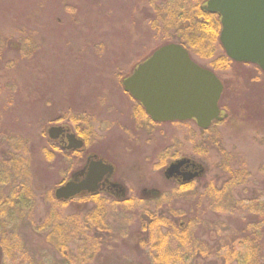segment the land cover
Segmentation results:
<instances>
[{
    "label": "rangeland",
    "instance_id": "rangeland-1",
    "mask_svg": "<svg viewBox=\"0 0 264 264\" xmlns=\"http://www.w3.org/2000/svg\"><path fill=\"white\" fill-rule=\"evenodd\" d=\"M192 8L191 0H0V50L3 43L8 47L3 59L0 58V150L17 147L25 158L29 152V166L27 164L21 170L24 178L13 180L14 177L8 175H13V171L0 169L3 195L12 197L11 186L18 185L24 186L19 188L24 192L29 187L31 197L47 198L49 190L61 179L66 167L49 163L42 155L48 144L44 136L47 124L85 128L89 138L95 137L92 147L104 155L118 156L120 167H124L129 159L141 158L143 148L148 152L156 148L152 144L137 147L128 144L132 121L144 123L139 115L133 117L134 103L123 94L121 80L136 63L163 45L164 36L170 38L167 43H177L180 25L185 23ZM186 32L193 34L192 30ZM4 36H9L6 42ZM24 37L30 40L32 53L29 58L20 59L15 48ZM159 41L161 45H157ZM191 57L212 70L211 60ZM7 60L14 62L7 65ZM242 67L231 64L229 68L212 70L218 75L222 72L233 74L232 79L221 76L227 81L223 103L228 120L214 122L207 129L198 128L192 121L185 126H176V132H190L208 149V153L205 151L201 155L195 152V146L194 154L190 153L205 168L204 176L195 183L193 192L203 193L206 181L213 177H216L215 186L218 187L222 176L220 164L224 160L221 150L227 154L224 158L229 159L227 166L236 171L245 168L244 172L240 171L241 177L245 173L244 176L252 179L245 186H248L247 190L238 188L239 194L252 197L254 186L264 192V79L253 88L246 79L235 77V72ZM252 88V95L240 93ZM227 97L230 102L233 100L228 108ZM147 128L136 132L150 131ZM151 130V134L173 132L175 135L171 126ZM219 158L221 163H218ZM132 172H128L130 179ZM148 174L157 179L162 189L169 187V183L153 173L150 167L144 175ZM177 201L178 204L170 207L180 212L182 218L177 219L170 214L171 210H167L161 214L165 219L160 226L167 229L175 220L177 223L183 221L187 232L181 234L185 240H181L179 246L173 244L167 251L161 245L155 252L157 262L146 264H217L218 258L191 257V239L209 236L219 244L218 238L224 228L223 215L208 199L203 204L178 196ZM35 205L38 206L37 201ZM8 208L3 206L4 213ZM110 213L115 240L118 234L122 235L119 245L115 241L116 246L101 247L90 264H138L137 261L144 264L143 251L138 252L131 246L138 228V222L133 227L135 221L131 215L134 213L122 206ZM240 216L236 210H228L230 228H234L235 220ZM11 223L12 226L2 227L17 230V238L26 249L24 253L31 251L34 254L35 251L40 254L42 250L29 248L23 221L15 217ZM171 238L173 236L168 237ZM53 256L50 253L49 258L54 260ZM146 260L150 262L148 256Z\"/></svg>",
    "mask_w": 264,
    "mask_h": 264
},
{
    "label": "flooded vegetation",
    "instance_id": "flooded-vegetation-1",
    "mask_svg": "<svg viewBox=\"0 0 264 264\" xmlns=\"http://www.w3.org/2000/svg\"><path fill=\"white\" fill-rule=\"evenodd\" d=\"M205 2L206 0L201 3L200 8ZM150 55L151 53L136 63L127 76L139 64L147 60ZM189 57L195 62L191 55ZM233 64L243 66V69H238L235 72V77L246 79L253 88L264 79V71L256 64L243 61H235ZM214 73L223 86L218 100L221 119L211 121L210 125L216 121L228 120L229 116L225 112V103H223L226 90L225 83L227 81L223 77L233 78V74H230L231 72H222L220 75L216 72ZM127 76L121 80V86L122 81ZM253 88L240 91V93L252 95ZM122 90L123 94L128 97L127 99L134 103L132 106L133 117L136 114L139 115L144 123V125H140L134 120L132 121L133 129L128 134V144L130 143L132 146L152 144L156 148L150 149L149 152L143 148L141 158L129 159L124 167H120L118 156L104 155L92 147L95 137L89 138V133L85 128L77 126H71V128L68 125L57 123L47 124L46 135L44 134V136L48 144L47 148L42 150V155L49 163L65 166V172L59 174V176L62 174L61 179L49 190L47 198L29 196V187L26 192L19 190V188L23 189L24 186L12 185V197L4 196L3 190H0V264H90L95 257V253L101 247L116 246L115 241L119 245L122 235L118 234L115 240L110 213L118 206L131 209V212L134 213L131 215V219L135 221L133 227H136L135 225L138 222V228L135 229L136 239L131 246L138 252L143 251L144 264L156 263L155 252L161 245L164 248L171 247L173 244L179 246L180 241L185 240L181 234L187 232L183 221L177 223L175 220V223L168 225L169 228L163 229L160 226L163 221L158 226L149 218L154 215L163 216L161 214H164L167 210H171L170 214L177 219L182 218L180 212L177 213L176 210L174 211L170 207L176 202L178 204V196L181 198L186 197V199H196V202L203 204H206L207 199L210 201L208 191L211 186V179L206 181L203 193L193 192L195 183L203 178L205 168L190 154H194L195 146L197 147L195 152L201 155L205 151L208 153V149L205 144H200V139H195L190 132L186 131L184 134L176 132L178 131L176 126H185L190 121L196 124L195 119L153 120L146 113L143 105L134 100L123 89V86ZM256 92H258L257 88ZM238 97L239 95L236 98ZM232 103L233 100L230 102L227 97L226 107L232 106ZM136 104L139 105V109L136 108ZM75 119L78 121L79 116ZM164 125L171 126L175 135H173V132L151 134V131H153L151 128L157 130ZM51 126H61L63 133L56 138L49 137L48 129ZM146 127L150 131L136 132V130H144ZM197 127L200 129L208 128H202L198 125ZM186 130H189V127ZM70 134L81 141L79 148H67L68 144H70L68 139ZM70 137L72 142H75L74 138ZM24 156L23 151L17 149V147H11L5 151L1 149V171L4 172L6 169L13 171V175L11 173L8 174L14 177L13 180L24 178L21 170L28 164L29 152L26 158ZM222 159H224L222 163L220 158L218 160V163H221L220 170L222 172L221 180H218V187L222 190L220 213L224 218V228H222L218 238L219 244H215V240L209 236L205 239L198 237L189 238L187 239L188 242L190 239L192 240L193 254H191V257H201L208 260L211 257L217 258V256L211 255V251H218L217 264H264V192L260 191L258 186H254V195L252 197H245L239 194L238 188L245 187L252 179L247 176L242 178L239 175V179L233 183L232 178H229L225 170L226 164L230 165L229 159L223 157ZM98 161L111 165L112 171L104 175L97 174L95 176L96 184L98 185L96 189H81L67 198L55 197V190L66 182L75 181L79 183L84 181L89 166ZM171 164H177V166L168 173L167 169ZM147 167H150L153 173L159 174L161 179L169 183V187L162 189L156 178L150 174L148 176L144 175ZM240 167H236V169ZM130 171L133 173L132 179L128 175ZM229 188H233L232 191ZM244 189L247 190L248 186ZM21 194L25 196H21ZM35 201L38 202V206L35 205ZM4 205L9 207L7 213L3 211ZM167 207L170 208L166 209ZM231 208L241 214L235 220L234 228L229 227V219L227 218V212ZM12 211L15 212L12 213ZM15 217L23 221L27 227L29 248L42 250L40 254L35 253L34 250L35 255L31 251L25 254L23 250L26 249L21 245L22 241L17 238V230H12L11 228L10 231L6 229L7 225L12 226L11 220L15 219ZM146 224L149 227L141 229ZM174 224L177 227L174 228ZM3 225L6 228H3ZM164 232L174 234L168 236ZM171 236L173 238L168 239ZM50 253L54 255V260L49 258ZM147 256L150 258V262L146 260ZM135 263L143 264V262L138 261Z\"/></svg>",
    "mask_w": 264,
    "mask_h": 264
},
{
    "label": "water",
    "instance_id": "water-1",
    "mask_svg": "<svg viewBox=\"0 0 264 264\" xmlns=\"http://www.w3.org/2000/svg\"><path fill=\"white\" fill-rule=\"evenodd\" d=\"M202 9L219 15V41L225 54L234 61L256 64L264 71V0H207ZM122 86L153 120L193 118L199 127L206 128L212 120L221 119L218 107L221 81L214 72L191 60L187 50L178 43L163 44L153 50L122 81ZM61 133V126L48 129L51 138ZM68 139L67 148L81 146L74 135H68ZM176 166L171 164L168 173ZM111 171V165L94 162L84 181H68L54 195L67 198L81 189L94 190L98 187L95 176Z\"/></svg>",
    "mask_w": 264,
    "mask_h": 264
},
{
    "label": "trees",
    "instance_id": "trees-1",
    "mask_svg": "<svg viewBox=\"0 0 264 264\" xmlns=\"http://www.w3.org/2000/svg\"><path fill=\"white\" fill-rule=\"evenodd\" d=\"M192 2V13L189 16H186V18L184 19L185 23H183L182 25H180V32L178 34V39H177V43H179L180 45H182L191 55L196 56L199 59H209L211 60L210 62V68H212V70H218V69H223L225 68H229L231 64H233L235 61L230 59L224 52L223 48L221 47L218 35H219V30H220V18L218 16L217 13H210L207 12L203 9L200 8L201 3L204 2V0H191ZM187 30L191 31V32H186ZM3 40H5L6 42V38L8 39L9 36H4L2 37ZM29 39L28 38H22L20 39V41H18L19 43H16V48L15 51L18 53V56L20 59H26L29 58L32 50H31V46L29 43ZM22 42V43H21ZM161 44H164L165 42H170V38L169 37H163L161 40ZM4 45L2 46V51L0 50V58L3 59V54L5 52V50L8 48L7 46H5L6 43H3ZM160 44L157 43V45ZM160 44V45H161ZM221 50V52H217V50ZM14 62V60H7L5 61V63L7 65H10ZM122 77V76H121ZM136 108L139 109V105L136 104ZM216 123H219L216 121ZM78 130V129H77ZM221 153L223 155V158L227 156L226 152H224L223 150H221ZM225 170L229 175V178H232L233 183H235V180L239 179V175H241V172L245 171V168H243L240 171H236L235 169L231 168L229 165L225 166ZM242 173L243 177L244 176ZM211 186L209 189V193L208 196L210 197V200L212 201V207L216 210V211H221V205H222V190L219 187L215 186V182H216V177H213L211 180ZM232 183V187L234 188V184ZM232 188V189H233ZM230 191H232L231 188H229ZM228 189V191H229ZM228 195H232V194H228ZM150 220H152L153 222H155L158 226L159 224L165 219L164 216H159V215H154V216H150L149 218ZM173 224V223H172ZM174 228L177 227L175 224L173 225ZM149 225L146 224V226L144 228L141 229H145L148 228ZM167 249H170L169 247H167L165 249V251H167ZM211 255L214 256H219L218 251L213 252L211 251ZM157 260V255L154 256ZM157 262V261H156Z\"/></svg>",
    "mask_w": 264,
    "mask_h": 264
}]
</instances>
